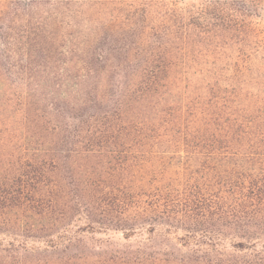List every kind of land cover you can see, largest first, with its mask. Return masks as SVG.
Masks as SVG:
<instances>
[{
    "label": "trees",
    "instance_id": "obj_1",
    "mask_svg": "<svg viewBox=\"0 0 264 264\" xmlns=\"http://www.w3.org/2000/svg\"><path fill=\"white\" fill-rule=\"evenodd\" d=\"M263 6L0 0V264H264Z\"/></svg>",
    "mask_w": 264,
    "mask_h": 264
},
{
    "label": "rangeland",
    "instance_id": "obj_2",
    "mask_svg": "<svg viewBox=\"0 0 264 264\" xmlns=\"http://www.w3.org/2000/svg\"><path fill=\"white\" fill-rule=\"evenodd\" d=\"M174 1H176L180 5H189V4H197V3L202 2L204 0H174ZM261 12L263 13V19H264V6H263ZM260 27L262 28V30L264 32V22L260 24ZM0 47H2V45H0ZM110 236L112 239L108 243H106L110 246H112V245H114L116 247L130 246L132 248H135L137 244H143L144 245L147 243L144 239H141V238H140L141 242H138L139 238H131L130 240H123L121 238V236L117 235V234L113 235V237H112V235H110ZM94 241L92 240V241H88V242L89 243L92 242V244L95 245L96 243ZM170 243L172 245H174L173 244L174 242H170ZM104 246H106V245H102L101 247H104Z\"/></svg>",
    "mask_w": 264,
    "mask_h": 264
}]
</instances>
